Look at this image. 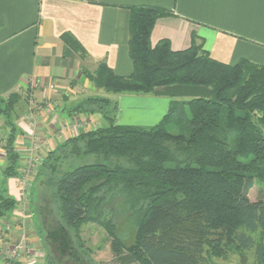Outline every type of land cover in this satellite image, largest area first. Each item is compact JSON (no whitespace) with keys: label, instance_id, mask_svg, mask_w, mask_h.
I'll return each mask as SVG.
<instances>
[{"label":"trees","instance_id":"obj_1","mask_svg":"<svg viewBox=\"0 0 264 264\" xmlns=\"http://www.w3.org/2000/svg\"><path fill=\"white\" fill-rule=\"evenodd\" d=\"M129 9L131 73L115 74L101 60L84 71L89 80L112 93L179 84L209 87L210 96L171 101L150 128L115 124L116 105L106 97L88 96L74 106L77 113H99L106 124L67 138L37 170L56 204L60 230L51 236L56 251L74 255L72 246L82 245V225L94 223L106 231L119 264H214L213 257L230 253L242 256L243 263L252 253L254 264H264V199L248 197L255 181L264 182V62L218 61L194 33L183 50H172L167 39L152 45L155 21L170 12L153 5ZM60 37L86 57L70 32ZM19 98L16 92L0 98L7 128L0 220L17 206L6 180L19 175L12 117ZM119 195L137 227L130 246L101 212ZM45 260L57 264L49 252Z\"/></svg>","mask_w":264,"mask_h":264},{"label":"crops","instance_id":"obj_2","mask_svg":"<svg viewBox=\"0 0 264 264\" xmlns=\"http://www.w3.org/2000/svg\"><path fill=\"white\" fill-rule=\"evenodd\" d=\"M134 5H153L170 12L155 21L152 45L167 39L172 50H183L194 33L218 61L264 62V0H0V98L13 92L20 96L12 117L22 167L32 146L33 155L45 157L67 138L106 124L99 113L73 111L88 96L115 103V124L142 128L157 124L173 100L210 96L209 87L179 84L158 86L151 92L112 93L89 80L84 71H93L101 60L115 74L131 73L129 7ZM64 32L83 46L84 59L62 41ZM39 81L55 88L33 85ZM48 101L52 106L45 108ZM0 131L6 137L2 116ZM4 165L5 153L0 148V184ZM14 181L15 177L7 179L6 186L17 199ZM29 228L28 224L30 258L23 256L18 264H36L33 254L39 249L38 240ZM17 235L15 228L9 239Z\"/></svg>","mask_w":264,"mask_h":264},{"label":"rangeland","instance_id":"obj_3","mask_svg":"<svg viewBox=\"0 0 264 264\" xmlns=\"http://www.w3.org/2000/svg\"><path fill=\"white\" fill-rule=\"evenodd\" d=\"M103 120L105 121L104 118ZM35 156L36 154H34L33 158H35ZM43 158L44 157H41V160H43ZM94 158L95 157H84L82 161H93ZM20 160L21 156L19 161ZM28 161L29 157L23 167L21 163H19V175L22 173ZM38 167V165L32 167V176L27 185V187L30 186V191L29 195H26L27 200H25V211L27 215L25 229L27 230L29 224L30 227H32V229H28L29 233L32 230L36 235V240H38L37 246L39 249H36V254H33L36 264H47L45 260L46 252L51 254L53 260L57 264H119L113 256L110 239L107 237L106 231L103 227L94 223H85L82 225L80 233L82 245L77 246L74 244L75 242L73 243L74 245L71 248V252L74 255L68 251L64 254H59L56 251V244L50 243L47 238V228H59L56 221L58 218L56 204L49 196V192L46 190L47 186L41 183L40 177L35 175L37 173L35 170H37ZM18 176L15 177V186ZM16 188L18 191V198L20 193L18 186H16ZM248 197L250 200H257L259 198L264 199V182L255 181L254 185L248 191ZM13 212L14 210L9 214ZM101 212L106 218L112 221L116 229V234L120 240L126 246H130L134 241L137 227L133 213L124 205L123 197L119 195L114 198H109V200L101 206ZM43 244L47 245V248L46 246L43 247ZM246 256L245 263H243V257L237 253H230L227 257H213L212 261L214 264H254L255 260L253 254L247 253Z\"/></svg>","mask_w":264,"mask_h":264},{"label":"built area","instance_id":"obj_4","mask_svg":"<svg viewBox=\"0 0 264 264\" xmlns=\"http://www.w3.org/2000/svg\"><path fill=\"white\" fill-rule=\"evenodd\" d=\"M36 87H47L54 89V84H43L42 82H35L33 84ZM53 102H46L45 108H50ZM43 107V106H42ZM6 137L0 131V148L3 149ZM34 147L29 149V161L23 169L22 173L18 176L16 186L19 188V196L17 200V206L14 212L8 217L0 220V264H18L23 256H27L29 253V236L25 229L26 211L25 200L29 195L30 186L27 187L29 179L32 176V167L39 166L42 162L41 157L33 155ZM39 168V167H38ZM37 168V170H38ZM35 170V171H37ZM34 171V172H35ZM36 173V172H35ZM28 192V193H27ZM17 229L18 235L13 240L9 239V233L14 229ZM30 258V255H28Z\"/></svg>","mask_w":264,"mask_h":264},{"label":"flooded vegetation","instance_id":"obj_5","mask_svg":"<svg viewBox=\"0 0 264 264\" xmlns=\"http://www.w3.org/2000/svg\"><path fill=\"white\" fill-rule=\"evenodd\" d=\"M59 228H53V229H51V227H49V228H47V238L49 239V242L50 243H54L53 241H51V236L52 235H54V234H56V233H58L59 232ZM57 246V245H56ZM65 252H66V250H65ZM59 253V252H58ZM60 254V253H59ZM62 254H64V253H62Z\"/></svg>","mask_w":264,"mask_h":264}]
</instances>
